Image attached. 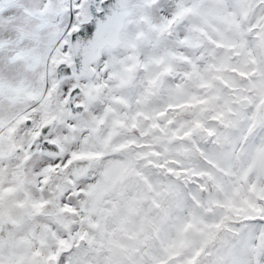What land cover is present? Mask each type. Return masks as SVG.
Listing matches in <instances>:
<instances>
[{"label":"snow or ice","instance_id":"snow-or-ice-1","mask_svg":"<svg viewBox=\"0 0 264 264\" xmlns=\"http://www.w3.org/2000/svg\"><path fill=\"white\" fill-rule=\"evenodd\" d=\"M0 264H264V0H0Z\"/></svg>","mask_w":264,"mask_h":264}]
</instances>
